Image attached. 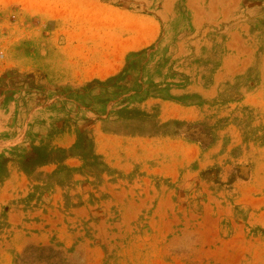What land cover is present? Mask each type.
Listing matches in <instances>:
<instances>
[{"label": "rangeland", "instance_id": "1", "mask_svg": "<svg viewBox=\"0 0 264 264\" xmlns=\"http://www.w3.org/2000/svg\"><path fill=\"white\" fill-rule=\"evenodd\" d=\"M232 1L0 0V264H264V0L204 22Z\"/></svg>", "mask_w": 264, "mask_h": 264}, {"label": "trees", "instance_id": "2", "mask_svg": "<svg viewBox=\"0 0 264 264\" xmlns=\"http://www.w3.org/2000/svg\"><path fill=\"white\" fill-rule=\"evenodd\" d=\"M194 139L200 140L203 144H206L205 140L203 138H197L193 137ZM64 149L58 150V152H64ZM56 152L50 151L45 147H36L33 151V154L29 156L25 160V165L26 166H37L41 164H47V163H52L55 161H59L58 158L56 157ZM90 155H85L84 158H90Z\"/></svg>", "mask_w": 264, "mask_h": 264}, {"label": "crops", "instance_id": "3", "mask_svg": "<svg viewBox=\"0 0 264 264\" xmlns=\"http://www.w3.org/2000/svg\"><path fill=\"white\" fill-rule=\"evenodd\" d=\"M241 1L242 0H233L232 4L229 3V7H224L227 10L225 11L224 14H220L219 16L213 17V18H206L204 20V22H209L212 24H218V23H222L225 21H228L234 17H236L238 15V11L241 5ZM261 200V199H259ZM263 200V199H262ZM255 207V205H253ZM256 208V207H255ZM261 212L257 214L258 219L261 220L262 217H264V210L260 209Z\"/></svg>", "mask_w": 264, "mask_h": 264}]
</instances>
